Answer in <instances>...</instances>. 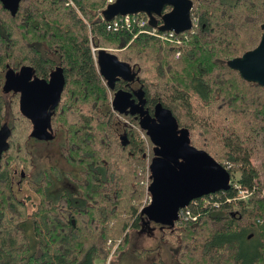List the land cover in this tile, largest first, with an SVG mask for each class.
<instances>
[{"label": "trees", "instance_id": "obj_1", "mask_svg": "<svg viewBox=\"0 0 264 264\" xmlns=\"http://www.w3.org/2000/svg\"><path fill=\"white\" fill-rule=\"evenodd\" d=\"M199 1L192 11L194 32L178 34L177 41L139 33L138 27L109 31L107 0H24L16 15L0 2V131L9 133L0 168V264H107L109 259L118 264L129 255L131 232L141 231L147 219L140 183L148 145L149 158L156 148L146 125L159 108L170 111L191 145L231 175L229 189L189 206L195 221L183 218L164 226L175 238L176 264H264V87L244 81L228 66L259 45L263 30L254 38L250 17L228 20L235 0ZM156 21L164 33L162 20ZM179 51L181 57L174 59L172 52ZM100 52L131 72L109 79L98 63ZM151 61L153 75L147 69ZM57 68L63 69L66 86L50 111L51 132L63 134V158L79 178L54 166L36 170L22 134L32 122L9 112L3 97L2 74L16 80L29 69L48 80ZM119 92L131 96L124 111L114 105ZM116 112L127 125L118 127ZM27 137L36 139L33 131ZM63 175L75 190L50 193L53 177L62 182ZM25 185L37 202L20 196ZM240 190L250 193L247 200ZM118 239L122 242L113 252ZM155 251L133 254L142 259Z\"/></svg>", "mask_w": 264, "mask_h": 264}, {"label": "water", "instance_id": "obj_2", "mask_svg": "<svg viewBox=\"0 0 264 264\" xmlns=\"http://www.w3.org/2000/svg\"><path fill=\"white\" fill-rule=\"evenodd\" d=\"M24 0H0L3 7L16 15ZM192 0H116L108 5L104 17L109 22L117 17L145 14L150 24L157 27V18L163 25L160 30L182 34L193 30ZM171 10L165 13V9ZM263 35L257 48L242 57L231 59L228 66L237 71L249 83L264 87V23ZM104 72L114 79L120 76L117 60L102 66ZM28 78L20 86V111L33 125V136L40 141L51 138L50 111L58 106L66 86L62 68H57L49 80L34 77L31 70H23L20 78ZM18 79V78H17ZM24 79V78H23ZM14 80L9 79V84ZM131 96L119 92L114 98L117 110L130 106ZM148 135L156 148V156L150 164L151 180L149 193L151 203L145 209L148 220L157 224L173 225L179 220V213L193 201L229 189L230 172L212 156L191 145L189 138L177 128L172 113L159 108L157 116L146 125ZM9 133L0 131V168L7 149ZM22 178L25 173H21Z\"/></svg>", "mask_w": 264, "mask_h": 264}, {"label": "rangeland", "instance_id": "obj_3", "mask_svg": "<svg viewBox=\"0 0 264 264\" xmlns=\"http://www.w3.org/2000/svg\"><path fill=\"white\" fill-rule=\"evenodd\" d=\"M197 1L200 2L199 0H194V4H197L198 3ZM235 4H237V8L234 14L232 15L233 18L230 17L228 20L230 22L235 21L237 23H240L243 20L248 19L250 17L255 22L254 38L256 37L260 38L258 29L259 28L261 29V25L264 23V16H263L264 9L261 10L264 7V0H235ZM70 5H74V2L73 4L70 3ZM214 11H215L214 12L215 16L221 15L220 9H215ZM194 22L195 20L193 21V25H195ZM190 32H194V28L193 30L186 33H190ZM107 50L115 54H121L122 57H125L127 55L123 50L115 49L112 47H110ZM172 54L174 59L175 57L176 59H179L181 57V56L177 57L176 52H172ZM98 57H99L98 63L101 66V70L106 76H108L109 79H112L111 76H109L106 72H104L102 66L107 64L109 60H113L114 57L109 56L103 52H100L98 54ZM154 66H155V62L152 61L147 64L149 75H153ZM119 72H120V76H127L131 72V70L129 67H124V68L121 67ZM2 78L5 81L3 82V86L6 87V90L3 92V97L6 100L7 110L11 113L12 112L16 113V115L21 114L20 106H19L20 95L18 98H14L13 94L20 91L21 84L25 81V79H29V77L28 78L23 77L24 79L18 78L14 80V83L12 84L13 90L11 89V85L9 84V79H7L4 74H2ZM154 81H155L154 83H158L157 79L156 80L154 79ZM206 112L207 110H204V113ZM116 117L121 121L118 124V127H122V125H127L128 121L125 120L126 123L123 124L124 119L117 112H116ZM32 131H33V125H32V129L28 130L27 133H22V134L26 135L25 140H27V144L29 145L28 148L29 150H31L32 154H34L36 170L39 172L45 169H51V167L54 166V167H58V169L62 171V173L65 172L72 173V175L75 176V178H79L78 170L73 169L68 164H66L63 158V154H62V146L64 142L63 134L53 129L52 132L50 131L51 138L48 141H40L33 138L30 139L29 137H27L30 135ZM140 132L142 138L146 140L145 135H143L142 131ZM215 137L216 136H211L210 140L212 141L213 144L219 147L217 142L213 140ZM149 150L151 151V147H149L148 145L147 165L142 171V179L140 183L145 189V196L142 201V208L145 207V209L151 203V195L148 189L152 183L151 173L149 169L150 164L152 162V158H149V153H150ZM227 166L229 165L227 164ZM22 172L25 173V171L21 170L18 172V174ZM53 178L55 184L53 188L50 190V193H55V195H58L60 192H64L65 190H69L70 188H71L70 190H75V183L64 177V175L62 182H58L57 180H55V177ZM19 181L20 180L18 176L16 178V189H17V185H19ZM19 194L22 197L31 196L35 202L39 200L27 185L23 187V190ZM242 199L247 200L248 197ZM8 220H10L9 215H8ZM143 225L144 227L141 231L139 230V231L131 232V241L128 246L129 251L131 253H129V255H127L124 259H120L118 261V264H176L175 260L173 259L174 258L173 252H171V246L174 244L175 238L174 237L170 238V236H168L165 233L166 230L164 229V225L157 224L154 221H150L148 220V218L144 220ZM164 238H166V240H163ZM121 242L122 239H118L117 244L112 245L111 249H113V252L118 248V244ZM109 244H112L111 241L109 242ZM142 249H156V251L148 255L147 257H143L142 259L134 256L133 253L135 250L139 251ZM109 262L110 259L107 264H109Z\"/></svg>", "mask_w": 264, "mask_h": 264}, {"label": "built area", "instance_id": "obj_4", "mask_svg": "<svg viewBox=\"0 0 264 264\" xmlns=\"http://www.w3.org/2000/svg\"><path fill=\"white\" fill-rule=\"evenodd\" d=\"M115 1L116 0H107V3L113 4ZM70 3L73 4L72 1H70ZM133 27H138V29H141L139 33L159 37L162 40L177 41L178 38V34L176 32L171 31V32L160 33L157 27H151L150 18L145 14L117 17L114 20L108 22L107 24V29L111 32H119L122 29L131 30ZM180 55H181V51L177 53V57H179ZM248 195H250L248 191L245 190L239 191V196H241V198H246L248 197ZM195 201H193L192 203H194ZM189 206L180 211L179 219L191 218L194 221L197 219V217L192 214L191 210L189 209Z\"/></svg>", "mask_w": 264, "mask_h": 264}, {"label": "flooded vegetation", "instance_id": "obj_5", "mask_svg": "<svg viewBox=\"0 0 264 264\" xmlns=\"http://www.w3.org/2000/svg\"><path fill=\"white\" fill-rule=\"evenodd\" d=\"M192 2H193V4H194V0H192ZM193 8H194V6H193ZM170 10H171L170 7L166 8V9H165V13H168ZM192 11H193V10H192ZM191 17H192V16H191ZM48 80H49V79H48Z\"/></svg>", "mask_w": 264, "mask_h": 264}]
</instances>
